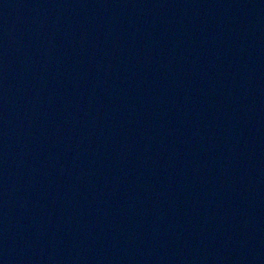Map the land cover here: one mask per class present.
Segmentation results:
<instances>
[{
  "label": "water",
  "instance_id": "water-1",
  "mask_svg": "<svg viewBox=\"0 0 264 264\" xmlns=\"http://www.w3.org/2000/svg\"><path fill=\"white\" fill-rule=\"evenodd\" d=\"M0 264H264V0H0Z\"/></svg>",
  "mask_w": 264,
  "mask_h": 264
}]
</instances>
